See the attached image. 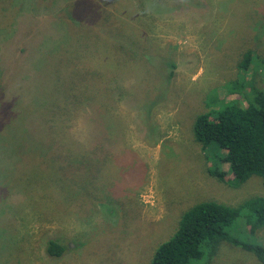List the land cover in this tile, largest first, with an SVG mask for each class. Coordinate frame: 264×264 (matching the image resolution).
Returning a JSON list of instances; mask_svg holds the SVG:
<instances>
[{
    "label": "rangeland",
    "instance_id": "374dc122",
    "mask_svg": "<svg viewBox=\"0 0 264 264\" xmlns=\"http://www.w3.org/2000/svg\"><path fill=\"white\" fill-rule=\"evenodd\" d=\"M31 1L22 5V12L27 11L24 5ZM99 2L112 11L115 19L141 32L147 49L132 55L134 60L111 81L113 94L100 92L103 107L95 101L85 103L84 110L70 122L64 139L70 152L75 150L76 141H89L86 135L90 126L84 115L97 109L94 112L105 117L106 126L110 125L117 137V158L107 166L104 187L86 191L88 199L83 202L84 187L73 203L63 197L56 184L47 187L41 182L44 190L25 193L20 183L31 180L35 185L36 177L48 181L51 164L30 166L26 177L20 175L23 181L15 186L24 193L18 195L9 194L0 178V254L5 258L0 264H151L155 248L172 236L182 213L196 202L213 199L239 205L256 194L264 195V182L257 175L239 186L233 185L228 162L219 164L226 172L225 181L211 175L208 154L212 149H204L193 133L194 118L199 110L206 109L205 100L212 89L218 87L223 100L235 96L223 84L238 76L237 64L248 49H252V63L246 81L254 71L257 84L264 87V0ZM32 4L33 1L28 6L32 8ZM53 7L58 6L30 9L29 13H55ZM93 32L100 31H86L85 27H80V32L68 30V44L60 54L50 48L53 39L49 33L43 35L18 60L14 77L3 81L4 87L10 83V89L0 95V170L2 166L12 168L14 162L21 163L17 158L21 149L14 148L31 139L24 134V119L38 112L35 106L44 111L50 98L67 101L72 83L67 65L71 66L73 60L80 62L79 46L85 39L93 42ZM110 36L129 38L122 32ZM6 38H0V46ZM16 46L5 41L2 67L16 54ZM83 58L81 62H85V54ZM87 61L106 71L115 67L113 62L108 64L112 61L109 54L101 52ZM171 63L175 65V75L167 84ZM145 72L151 75L146 78ZM22 77L25 84L20 87ZM156 98L159 100L152 104ZM13 141L14 148L5 146ZM40 169L46 170L36 172ZM74 191L68 195L73 196ZM227 230L237 239L264 244V227L251 234L244 216ZM49 238L69 246L62 257L45 255ZM210 264L262 263L253 253L224 241Z\"/></svg>",
    "mask_w": 264,
    "mask_h": 264
},
{
    "label": "trees",
    "instance_id": "16d2710c",
    "mask_svg": "<svg viewBox=\"0 0 264 264\" xmlns=\"http://www.w3.org/2000/svg\"><path fill=\"white\" fill-rule=\"evenodd\" d=\"M26 1L0 0V38L7 36L0 46V95L9 91L10 83H7L6 87L2 83L9 82L14 77V71L20 63L18 60L30 52V44L39 43L43 35L49 33L50 38L53 39L50 48L55 49L56 54H60L62 52L60 50L68 44V30L74 29L80 32V27H85L86 31L92 28L100 32H93L95 34L93 42L85 39L79 46L77 53L82 56L80 62L73 60L71 66L67 65V73L72 78L67 90V101L50 98L44 111L35 106L38 112L24 119L27 128L24 134L31 136L32 141L28 138L24 145L20 143L16 148L13 147L15 141L10 145L7 142L5 146L12 147L16 151L21 149L22 152L17 151V158L18 162L20 160L25 165L14 162L12 168L2 166L0 178H3L2 182H5V185L2 186H5L9 194L18 195L24 193L20 191L18 185L15 186L16 182L23 181L20 175L26 177L30 173V166L36 168L51 164L48 167L50 170L48 181L36 177L33 179L35 185L33 181L28 180L20 183V186L27 191L25 193L31 194L29 191L36 192L37 188L44 190L41 182L47 187L56 184L63 197L69 199V203H73L80 197L75 196L78 195L80 188L84 187L86 193L94 188L104 187L102 179L109 170L107 166L117 158L115 153L117 137L109 129L110 125L106 126L105 117L94 112L97 109L88 110L90 113L84 115L90 126L86 135L89 141H76L73 152H70L66 146L64 139L66 129L71 126L70 122L75 114L84 110L87 101H95L98 107H103L104 103H101L99 98L100 92L110 91L113 94L111 81L125 67L127 68L132 55L145 51L147 46L141 32L134 31L132 25L115 19L112 11L107 6L101 5L99 0H32L33 7L28 6L31 1L24 5L27 11L22 12V5ZM35 3L41 6L37 7ZM53 4L58 6L53 7L55 13L47 15L29 13L30 9L39 10L44 6L51 7ZM111 16L115 20L111 19ZM113 32H122L126 38H129L116 39L110 36ZM6 40L17 45L13 51L16 54L6 62L5 67H2L3 44ZM106 51L112 60L108 64L111 66V62L115 63L114 69L106 71L88 63L87 60L91 55L96 52L108 55ZM83 54H85V62H81L84 59ZM251 63L252 49H248L237 64L240 69L238 76L223 84L225 90L235 96L223 100L219 97L218 87L212 89L205 100L206 109L199 110L193 122L195 139L204 149L208 146L212 149L208 154V158L212 161V167L209 169L211 175L219 181H225L226 172L219 164L223 161L228 162L235 186L246 182L253 175L259 176L264 182V87L257 84L258 76L254 71L250 81H246V73ZM171 64L172 70L166 77L167 84L172 82L175 75L173 70L175 65ZM148 75L151 73L145 72L146 78ZM24 81L23 78L20 87L24 86ZM24 88L22 91H25ZM157 95L162 96L159 92ZM158 100L159 98L153 99L152 104L157 103ZM222 151L225 153L222 154ZM14 169H17L16 173ZM45 170L40 169L36 172ZM41 177L48 178L46 175ZM74 189L73 196L68 195ZM82 198H84L82 202L88 199L87 193L86 197ZM240 216H244L251 234L264 227V195L256 194L239 205L213 199L196 202L182 213L172 236L155 248L151 264H210L224 241L253 253L264 264V244L243 241L228 232V227ZM68 247L59 239L49 238L45 243V255L60 258ZM0 256L2 262L5 258L3 259V254ZM14 258L16 255L11 261Z\"/></svg>",
    "mask_w": 264,
    "mask_h": 264
}]
</instances>
